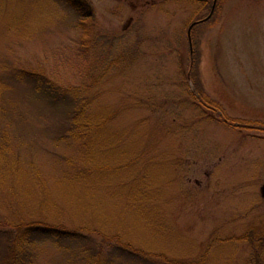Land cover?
<instances>
[{"label":"rangeland","instance_id":"374dc122","mask_svg":"<svg viewBox=\"0 0 264 264\" xmlns=\"http://www.w3.org/2000/svg\"><path fill=\"white\" fill-rule=\"evenodd\" d=\"M87 1L89 21L64 0H0V264L8 234L40 221L182 264H264L241 240L264 234V0H224L195 42L190 24L209 12L198 1ZM79 22L98 37L85 52ZM192 43L218 111L189 80ZM18 69L77 93L98 132L69 135L72 105L51 107ZM25 250L26 264L89 262L65 241Z\"/></svg>","mask_w":264,"mask_h":264},{"label":"trees","instance_id":"16d2710c","mask_svg":"<svg viewBox=\"0 0 264 264\" xmlns=\"http://www.w3.org/2000/svg\"><path fill=\"white\" fill-rule=\"evenodd\" d=\"M67 3H70L72 8H74L75 11H77L78 16L82 17L83 19L90 20L93 17V13L90 9V4L87 0H64ZM197 1V0H196ZM224 0H211L210 4L207 0H199L198 4L203 5L202 10H209L207 13V17L198 18L196 19L190 26L192 25L189 35L190 36V42H195L196 32L199 31V29H203L206 27L207 23L209 24L217 15L218 12H220ZM209 4V5H208ZM211 14V15H210ZM206 18V19H205ZM76 27L82 28V23L79 22V24H75ZM86 24L83 25V27ZM85 28V27H84ZM92 29L91 32L85 31L82 28L81 36L85 38V52L89 45L93 43V46L96 42V39L98 37H95L94 35V27L90 28ZM89 31V30H88ZM90 41V42H89ZM89 43V44H88ZM195 43H192V51H189V64H188V75L189 80L194 84L196 91L200 95V97L197 99L202 104H206L207 106L212 105L210 108L211 110L218 111V108L211 104L210 101H205V94L201 90V84H200V74H199V51L197 49V45H194ZM105 73V72H104ZM103 73V74H104ZM96 75V76H95ZM97 66L95 63L90 67L89 69V78L92 80V84L96 85L99 84V79L102 77L97 76ZM13 78L16 81L23 82L27 85H29L33 91L36 94H39L43 97L50 105L51 107H56L60 105V103H66L68 105H72V112L71 117L68 118L65 123H70V127L74 130H69L68 134L72 136H84L85 138L89 133L94 134L97 133L100 129L99 125H96V121L88 120L84 118V108L85 103L79 104L77 102L78 95L77 93H74L73 91H62L60 87H58L54 82H52L50 79H48L46 76L41 74L40 72H36L34 69H18L14 75ZM89 86H82L79 89L86 90ZM79 101V100H78ZM82 101V100H81ZM228 123H235L234 120H227ZM238 127L241 128L242 124H239ZM244 125V124H243ZM66 126V125H65ZM94 128V129H93ZM81 130L83 132H81ZM96 130V131H95ZM75 131V132H74ZM95 235L97 237L104 238H110L107 235H103L102 233L90 229V228H81L79 230L71 231L67 230L61 227H58L53 224H46L44 222H32L29 224H22L21 226H18L14 229L11 236L8 234V242L9 245L12 248V252H9V255H13L11 261L12 264H26L30 262V254L29 251H26L27 245L31 244L34 241L42 240V239H53L55 241H65L69 243H74L77 245L82 246L83 252L86 254H89L88 259L89 262L87 264H116L117 262H120L121 260H125L127 262H134L137 264H182L178 260H172L166 257L163 254H155V253H149L142 251L140 249H136L130 244H127L121 239H113L112 241H109V245L107 247L110 249L109 255L107 257L103 256V251L106 248H103L104 244L100 242L97 247L94 246L93 238L89 235ZM106 237V238H105ZM92 238V239H90ZM247 240L251 241L252 249L255 254V263L258 261V257L260 253L262 252V249H264V234L263 235H254L253 237L246 236L242 237L241 240ZM108 240V239H107ZM88 244L86 247H83V245ZM124 262V261H123Z\"/></svg>","mask_w":264,"mask_h":264},{"label":"water","instance_id":"95a60500","mask_svg":"<svg viewBox=\"0 0 264 264\" xmlns=\"http://www.w3.org/2000/svg\"><path fill=\"white\" fill-rule=\"evenodd\" d=\"M192 25L190 26L189 30L191 29ZM261 194L264 196V186L261 187Z\"/></svg>","mask_w":264,"mask_h":264}]
</instances>
